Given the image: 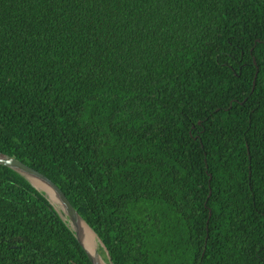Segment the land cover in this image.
Here are the masks:
<instances>
[{"label": "trees", "instance_id": "obj_1", "mask_svg": "<svg viewBox=\"0 0 264 264\" xmlns=\"http://www.w3.org/2000/svg\"><path fill=\"white\" fill-rule=\"evenodd\" d=\"M0 152L113 264H264V0H0ZM0 264H91L2 165Z\"/></svg>", "mask_w": 264, "mask_h": 264}, {"label": "water", "instance_id": "obj_2", "mask_svg": "<svg viewBox=\"0 0 264 264\" xmlns=\"http://www.w3.org/2000/svg\"><path fill=\"white\" fill-rule=\"evenodd\" d=\"M0 165L6 166L16 173H18L20 176H22L27 182H29L37 191L41 192L44 197L48 200L51 207L55 210V212L58 214V216L61 218V220L65 223V225L71 230L73 233L75 239L79 243V245L83 248L85 254L87 255L89 261L91 264H100L97 259L91 254V252L82 244V240L80 238V233L77 227L78 221H83L87 227L91 230V232L94 235L95 241L97 242V248L99 246L100 250L103 252L104 257H102L99 253V248L95 251V253L99 256V258L103 261L104 264H113L110 260V257L108 255V252L103 245V243L100 241L98 236L95 234V232L89 227V225L82 219V217L77 213V211L73 208V206L70 204L64 193L61 191V189L52 182L48 177H46L41 172L33 169L32 167L26 165L25 163L19 161L18 159L14 158L13 156L4 154L0 152ZM37 184L44 185L48 187L53 194L55 195L56 200L58 201V206L50 201L48 198L47 192L45 189L38 187Z\"/></svg>", "mask_w": 264, "mask_h": 264}, {"label": "bare ground", "instance_id": "obj_3", "mask_svg": "<svg viewBox=\"0 0 264 264\" xmlns=\"http://www.w3.org/2000/svg\"><path fill=\"white\" fill-rule=\"evenodd\" d=\"M35 185H37L40 188L45 189L50 201L53 202L54 204H56V206H58L59 203L56 200L55 195L53 194V192L48 187L41 185V184H37V183H35ZM77 227H78V230L80 233V238L82 240V244L91 252V254L97 259V261L100 264H104L103 261L99 258V256L95 253V251L97 250L98 244L95 241L94 235L91 232V230L81 220L77 222Z\"/></svg>", "mask_w": 264, "mask_h": 264}, {"label": "rangeland", "instance_id": "obj_4", "mask_svg": "<svg viewBox=\"0 0 264 264\" xmlns=\"http://www.w3.org/2000/svg\"><path fill=\"white\" fill-rule=\"evenodd\" d=\"M98 248H99V246H98ZM98 248H97V249H98ZM98 250H99L100 255H101L102 257H104L103 252L100 250V248H99Z\"/></svg>", "mask_w": 264, "mask_h": 264}]
</instances>
